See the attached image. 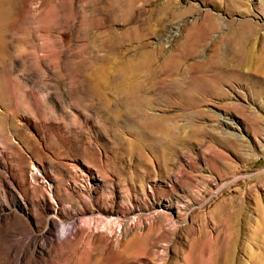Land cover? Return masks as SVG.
Returning <instances> with one entry per match:
<instances>
[{"label": "rangeland", "instance_id": "obj_1", "mask_svg": "<svg viewBox=\"0 0 264 264\" xmlns=\"http://www.w3.org/2000/svg\"><path fill=\"white\" fill-rule=\"evenodd\" d=\"M164 3L180 19L142 35ZM187 25L172 76L208 93L150 96L135 122L112 87L187 49ZM263 57L264 0H0V264H262Z\"/></svg>", "mask_w": 264, "mask_h": 264}, {"label": "bare ground", "instance_id": "obj_2", "mask_svg": "<svg viewBox=\"0 0 264 264\" xmlns=\"http://www.w3.org/2000/svg\"><path fill=\"white\" fill-rule=\"evenodd\" d=\"M166 11L175 19H180L181 15H182V13L180 12V10L177 6H173L172 4H169V3L162 4L159 8H157L155 11H153L151 13L147 12L149 19L147 18L145 20H142V18L146 15V12H143V11L139 12V16H138L137 20L140 23H142V28L140 29L142 35H146L149 33V31H150L149 23L151 21V18L155 17L157 19V18H159L160 15L166 13ZM126 15L127 14L125 13V10H124V14H123L124 17L121 16L122 20L124 18V22H126ZM129 19L131 20V18H129ZM130 23H132V22H130ZM187 26H188L187 31H186L187 34H186L185 39H184L185 41H183L186 44V46H184V45L183 46L186 47L187 49H184V51H180L176 55L169 56V57L167 56V58H165L163 61H161L159 63V65L155 64V58L157 56L162 55V52L159 48L154 50L153 53H151L150 55H146L145 59L140 64H138V62L134 63V64H128L125 71H124V77H123L124 79L122 80V82L120 80V82H119L120 84L118 86H116L114 88L112 87V89L115 91L116 96L120 97L119 102L122 105L123 111L127 112L133 118V120L135 122L146 119V113H144V111H143V100L147 99L150 101L149 97L154 96V95H160L163 97V99H166V98L170 99V97H172L175 94L176 90H180V91L184 90L182 87L184 85L183 78L173 77L172 74H174L175 72L178 71L179 66L182 65V63L185 61L186 57L194 54L196 51L194 43L198 39L193 38V32L198 31L199 29H197L195 27H190L189 25H187ZM211 26L208 25L207 28H209ZM206 29H203V30H206ZM251 37H252V31L251 30H249V29H247V30L241 29L240 30L239 29L238 31L233 33V36L230 39H228L229 41H226V42H228L229 45H232L233 55H234L233 58L235 60V63H236L235 66L236 67H249L253 64L254 60H253L252 50H251V52L246 54L245 49H244V46L248 43L247 41ZM179 59H180V61H177ZM263 62H264V57L260 59L261 65H258L257 72L259 74H263V72H264L263 66H262ZM168 63H172L171 65H173V66L169 67ZM215 65H217V64H215ZM214 67H211V68H214ZM216 67L218 68V66H216ZM195 68L196 67H193V65L187 66V69H189V70L190 69L194 70ZM200 69H201V67H200ZM203 69H201V70H203ZM202 78H203V76H199L196 79L194 78L195 81L194 80L191 81L190 87H189V88H192L193 90L190 89V91H187V89H185L187 92L185 90L184 91L187 93V95H183V94H180V95H183V98H184V96L188 97L189 92L191 94V91H193L194 94H195V92L198 94H203V95L208 93V91L206 90L207 88L204 90L203 86L200 84L201 82H203ZM203 85H204V83H203ZM108 86L110 87L112 85L108 82V78H106L105 87H108ZM101 87L102 86L100 84H98V82L95 84L96 93L100 94L99 90ZM203 92H205V93H203ZM176 94H178V92ZM194 94H192L193 97H194ZM180 95H178V96H180ZM180 97H182V96H180ZM193 97L191 96V98H193ZM191 98L189 100H191ZM194 98L196 99V97H194ZM195 99H194V101H196ZM117 102H118V100H117ZM167 102H168V100H167ZM191 102H193V101H191ZM193 103H195V102H193ZM156 118H161L162 119L161 123H163V121L167 117L157 116ZM167 125L168 124L164 125V127L162 128L164 130L163 133L168 132L171 129V127L169 125L168 126ZM68 230L69 229L65 230V233H67ZM230 255H231V248L229 247L227 252H226L227 260L230 259L229 258ZM260 260H261V263L264 264V258L262 257V258H260Z\"/></svg>", "mask_w": 264, "mask_h": 264}]
</instances>
